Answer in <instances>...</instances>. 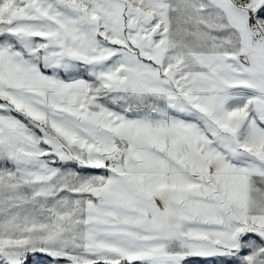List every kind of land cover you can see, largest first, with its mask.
<instances>
[{
  "label": "snow or ice",
  "instance_id": "6c2138e0",
  "mask_svg": "<svg viewBox=\"0 0 264 264\" xmlns=\"http://www.w3.org/2000/svg\"><path fill=\"white\" fill-rule=\"evenodd\" d=\"M0 264H264V0H0Z\"/></svg>",
  "mask_w": 264,
  "mask_h": 264
}]
</instances>
